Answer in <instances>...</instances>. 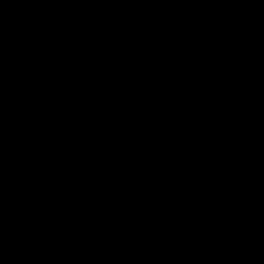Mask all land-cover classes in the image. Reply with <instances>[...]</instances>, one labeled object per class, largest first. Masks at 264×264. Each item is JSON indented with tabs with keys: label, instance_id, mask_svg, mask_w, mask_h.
<instances>
[{
	"label": "trees",
	"instance_id": "obj_1",
	"mask_svg": "<svg viewBox=\"0 0 264 264\" xmlns=\"http://www.w3.org/2000/svg\"><path fill=\"white\" fill-rule=\"evenodd\" d=\"M261 41L264 0H251L243 16L213 22L204 30L158 14L147 0L137 3L100 34L86 63L61 59L57 82L50 79L44 61L0 59V102H49L74 90L99 88L119 74L139 81L152 78L159 89L175 90L191 81L193 70L189 66L201 65L202 59L205 62L213 56L209 62L228 70L245 62L246 46ZM197 46L204 49L196 53ZM194 56L202 57L201 61H195ZM255 82L253 87L264 88V76ZM102 123L93 126L83 154L28 189L32 210L16 222L27 226L31 247L40 250L47 244L50 258L57 264H129L138 257V249L161 236L164 229V241L177 251L181 246L183 254L167 255L158 264H236L206 258L196 251L187 255L184 243L208 237L211 243L251 238L240 221L252 210L264 209V189L245 191L243 198L233 200L218 199L211 191L217 176L227 177L242 168L233 154L252 150L264 135V103L247 95L243 101L221 106L179 130L160 128L139 118ZM142 157L158 167L160 174L155 186L146 192L130 183L122 185L123 173L134 169ZM56 194L65 202L68 229H59L50 215L37 211V204L43 207ZM148 204L160 211L161 222L165 220L167 227H153ZM259 238L264 246V225ZM89 244L92 254L84 253L79 262L72 254L73 259L65 261L62 250ZM36 254L32 252L30 259L41 264L42 257ZM263 260L264 248L248 264H262ZM47 262L50 260L42 263Z\"/></svg>",
	"mask_w": 264,
	"mask_h": 264
},
{
	"label": "water",
	"instance_id": "obj_2",
	"mask_svg": "<svg viewBox=\"0 0 264 264\" xmlns=\"http://www.w3.org/2000/svg\"><path fill=\"white\" fill-rule=\"evenodd\" d=\"M147 0H0V59L16 57L44 61L50 79L61 75V59L86 63L100 34L137 3ZM156 12L179 23L204 30L208 24L236 19L245 14L251 0H150ZM249 50L264 61V41ZM212 68L196 72L197 90H163L152 78L142 81L128 74L99 88L74 90L44 103L0 102V222L21 219L29 207L16 195L65 168L88 148L90 129L85 122L94 116L104 121L139 118L166 129H187L190 121L204 118L221 106L244 100L243 78L228 90L208 83ZM264 103V99L262 100ZM67 144L65 158L58 150ZM148 161L147 157H144ZM150 163V162H149ZM151 164V163H150ZM158 169L156 181L159 177ZM234 174L218 176L228 183ZM137 185V184H136ZM7 199V202L3 203ZM14 207V210L12 208ZM260 240L228 239L200 243L206 258L248 264L263 250ZM78 248L74 249L77 252ZM133 264H141L139 261Z\"/></svg>",
	"mask_w": 264,
	"mask_h": 264
},
{
	"label": "flooded vegetation",
	"instance_id": "obj_3",
	"mask_svg": "<svg viewBox=\"0 0 264 264\" xmlns=\"http://www.w3.org/2000/svg\"><path fill=\"white\" fill-rule=\"evenodd\" d=\"M133 7L129 11H131ZM210 24H208L207 26H209ZM188 27H191V26H188ZM249 47L250 46H246L244 48L245 55H247V57L244 60L245 62L238 64L235 67L229 68L228 70H224L222 67H219L217 66V64H214L212 62H207L202 65H197L196 67H194L193 71L190 73L192 79L189 82L188 86L180 87L179 89H192V90L199 89L201 87V84L199 83L197 79L196 72L203 68H212L213 72H211L207 81L210 85L214 87V89L221 90V91L228 90L230 87V83L233 80L243 78L244 83L242 85V91L244 94V99L249 94V90H251L250 95H252L259 102L263 103L262 100L264 99V88L253 87V85L249 84V79L251 77H254V79H258L261 76H263V75H257V72L256 71L254 72L253 70L264 68V61L260 60V58L255 56L249 50ZM210 60H214V58ZM189 67H193V66H189ZM102 121L104 120L99 119L98 117L94 116L93 118H90L85 122V127L90 129L89 136L94 131L93 126L97 125V123L99 125H103ZM104 122H107V121H104ZM67 147H68L67 144L62 145L60 149L58 150V153L62 154L65 158H70V156L66 154ZM61 150H64L66 155L62 153ZM233 157H235L237 159V162L242 165V168L235 169L231 171L229 174H226V176H230L234 174V177L230 179L228 183L219 184L218 182H215V180L217 181V178H216L212 184V191H211L212 195L218 198L217 194H220L224 197L223 199L225 200H233L236 198H243L242 193H245V191L247 192L249 190L251 191L259 190L261 188L264 189V135H261V137L257 140V144H255L252 150H239L238 152H235V154H233ZM142 158L143 159H140L138 161V164L136 167H134V169H131L130 171H126L123 173L122 185L130 183L133 186H135V188H137L138 190L142 192H146L149 189H151L153 186H155V184L157 183L155 181H156V176H157L156 174L158 172V169L156 168L155 165L150 164L149 161H146L144 157ZM240 176L250 177L254 181L253 182L247 181L245 183H239L238 179ZM27 191L18 193L15 198L18 201H22V200L26 201L22 205L23 208L29 207V211L25 212L24 216L18 220L24 219L25 216L28 215L32 210V205L30 204L27 198ZM5 202H7V199H5L3 203ZM39 206L40 205L37 204V207H38L37 211L41 209L43 212L50 215L52 217L51 219L56 223L59 229H62V228L68 229V227L70 226L69 224L70 217L68 215V211L65 208V202L61 195L56 194L52 198H50L48 202L44 204L43 207L40 206L39 208ZM147 207H148V211L150 215L152 216L153 220L156 222L155 227L163 228L162 224H158L161 222L160 211L155 207H151L149 204ZM12 210H14V207L12 208ZM258 210L264 211V209H258ZM158 218H160V222L157 223L156 220H158ZM18 220L10 221V222H0V264H31L30 257H31V253L34 251L32 250L31 246L27 243V241L23 238L26 233H29L28 228L27 226H24V225L21 226V222H16ZM17 223H20V224H17ZM164 234H165V230L163 229L161 236L159 237L156 236L152 238L154 239L153 241H155L156 243L159 242V245H160V247H158L159 246L158 245L157 246L158 248L157 247L155 248L156 251H167L164 255H174L178 253V251L173 246H171V244H168L164 241V238H163ZM15 236L22 237V238L15 239ZM248 239L260 240L259 235L255 238L252 237ZM149 243L150 241L147 242V244ZM200 243L207 244L211 242H209L208 239H205L204 241L197 242V243L186 242L184 243V247L189 251H193V252L196 251L195 252L196 254L205 257L204 251L200 248H197V245ZM143 246L141 247L142 249H143ZM75 248H78L77 252H74ZM173 249L175 250V252H171L173 251ZM36 252L47 253L48 252L47 244L43 246V249H40ZM93 252H94V249L91 247L90 244L85 247H81L77 245L71 248L70 250H67V251L65 250L64 258H65V261L72 260L73 256H75L76 259H79L81 256H83L84 253L89 255V254H92ZM149 253L151 255L152 260L150 262L142 261L143 264L153 263V254L155 253V251L152 250ZM72 254L73 256H71ZM44 259L46 260V258ZM140 259H141V256L139 259L136 258L134 261H132L129 264H133L137 261L141 262ZM49 260L51 261L53 260V258L49 257Z\"/></svg>",
	"mask_w": 264,
	"mask_h": 264
},
{
	"label": "rangeland",
	"instance_id": "obj_4",
	"mask_svg": "<svg viewBox=\"0 0 264 264\" xmlns=\"http://www.w3.org/2000/svg\"><path fill=\"white\" fill-rule=\"evenodd\" d=\"M198 47V46H197ZM200 47H198V48H196L195 49V52L196 53H200V51L201 50H203L204 48H200ZM194 58H195V56H194ZM202 58V57H201ZM201 58H195V61H201ZM214 57L212 56V57H210V58H208V59H206V61L204 62V60L202 59V63H201V65L202 64H205V63H207V61L209 62L210 61V59H213ZM244 60H245V58H244ZM197 66V65H196ZM195 65L191 68L192 70L194 69V67H196ZM254 72L256 71L257 72V75H263L264 76V68H259V69H257V70H253ZM253 72V73H254ZM263 76H261V77H263ZM142 81V80H141ZM255 81H257V79H254V77H251L250 79H249V84L251 85L252 83H254L255 85L257 84ZM256 87V86H255ZM87 91V90H86ZM251 92V90H249V96H250V93ZM1 103H5V102H1ZM25 103H40V102H30V100H27V99H21L20 100V102L19 103H7V104H25ZM42 103V102H41ZM108 122V121H107ZM234 151H236V150H234ZM233 153V152H232ZM247 158V157H246ZM247 181H254L252 178H250V177H242V176H240L239 177V179H238V182L239 183H245V182H247ZM217 197L219 198V199H223L224 197L222 196V195H220V194H217ZM113 206H115V204H113ZM158 216H159V214H158ZM157 221V223L158 222H160V218H158V220H156ZM156 223V222H155ZM264 223V211L263 210H258V209H254V210H252L250 213H248V214H246L242 219H241V221H240V227L242 228V230L244 231V233L246 234V235H249V236H251V238L252 237H257L258 235L260 236V234H261V232H262V230H263V224ZM158 224H162V227L164 228V226L165 227H167L168 225L166 224V222H165V220H163V222H160V223H158ZM153 227L155 228V224L153 225ZM80 232H82V230L80 229L79 230ZM28 232H29V230H28ZM79 232V233H80ZM29 233H26L25 234V236L23 237L26 241H27V243L31 246V240H32V236H30V235H28ZM44 237L45 236H43L42 238L44 239ZM22 237H17V236H15V239H21ZM207 239H210V237H208ZM154 239H150L149 241H150V243L149 244H147V242L144 244V246H143V249L142 248H139L138 249V254L139 255H137L138 257V259L140 258V256H141V259H140V263L141 264H143V262L144 261H148V262H150L151 260H152V258H151V255H150V253L149 252H151L152 250H154L155 251V253L153 254V263L152 264H158L159 262H164L165 261V259H166V256L167 255H164L167 251H156V247L159 245V242H155V241H153ZM250 240V239H249ZM209 241V240H208ZM156 243V244H155ZM155 246V247H154ZM158 247H160V245L158 246ZM157 247V248H158ZM32 248V247H31ZM179 253L177 254V255H179V254H183L182 252H183V248L180 246L179 247ZM32 250L34 251V252H36V251H38L37 249H33L32 248ZM62 251H65V250H62ZM189 251V250H188ZM187 251V252H188ZM171 252H175V250L173 249V251H171ZM37 254V256H40V257H42V260H41V264H43L42 262H44V258H46V260L48 261L49 260V257L51 256V252L50 251H48L47 253H45V252H41V253H39V252H36ZM192 252L191 251H189L188 253H187V255H189L190 254V256H192V254H191ZM164 255V256H163ZM163 256V257H162ZM169 256H173V255H169ZM32 257V256H31ZM81 259H82V257L81 258H79V260H78V262L79 261H81ZM45 260V261H46ZM30 261H31V264H37L39 261L36 259V260H34V259H30ZM74 261V260H73ZM143 261V262H142ZM56 261L55 260H51L50 262H47V263H44V264H54ZM252 262V261H251ZM78 264H80V263H78ZM202 264H204V263H202ZM209 264V263H208ZM262 264H264V260H263V262H262Z\"/></svg>",
	"mask_w": 264,
	"mask_h": 264
}]
</instances>
